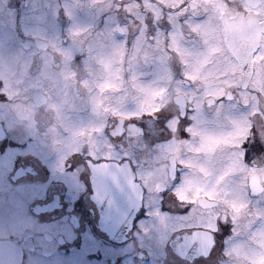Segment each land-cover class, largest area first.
Returning a JSON list of instances; mask_svg holds the SVG:
<instances>
[{"label":"flooded vegetation","instance_id":"1","mask_svg":"<svg viewBox=\"0 0 264 264\" xmlns=\"http://www.w3.org/2000/svg\"><path fill=\"white\" fill-rule=\"evenodd\" d=\"M69 1L76 0H0V62L13 69L17 88L16 99L7 96L0 63V232H7L0 235V264H264V222L256 216L264 207V92L257 100L248 96L252 81L264 79V0L180 4L189 9L182 38L207 49L201 30L209 28L225 61L237 67L239 85L200 93L202 79L187 75L189 63L178 58L171 35L163 39L169 59L153 56L173 80L154 87L146 103L140 102L149 89L139 90L137 80H150L156 64L135 59L140 35L130 33L134 17L127 11L153 16L155 7L173 5L100 0L107 7L94 27L73 33L63 6ZM55 7L56 35L32 29L43 28ZM111 13L118 15L115 38L95 39ZM147 23L143 44L152 48L164 25ZM115 77L126 84L111 85ZM231 105L241 111L239 126ZM128 171L142 202L119 240L103 229L94 196L95 189H117ZM247 208L250 215L243 214ZM170 220L179 224L169 227Z\"/></svg>","mask_w":264,"mask_h":264},{"label":"rangeland","instance_id":"2","mask_svg":"<svg viewBox=\"0 0 264 264\" xmlns=\"http://www.w3.org/2000/svg\"><path fill=\"white\" fill-rule=\"evenodd\" d=\"M98 1L100 0H76V1H69V2L63 3V6L67 7L68 13L73 18L72 19L73 21L72 27H74L73 33H77L78 31H84V30H87L88 28L90 29L94 27V24L96 23V21L99 19L100 16H102L100 13L102 12L104 8L107 7ZM162 1L170 3L171 5H173V8L169 10L168 9L163 10V9L155 7V9L153 10L155 13L153 16H145L144 11L143 12L138 11V10H133L132 12L127 11V14L134 17L133 21L128 20L127 22V26H129L128 29H130V33L136 31L140 35V37L137 38L138 42L136 41V39L131 40L132 43L133 41L137 42L135 44L136 46L135 50L133 48L135 59L137 58L136 57L137 54H139L141 57L144 58V60L146 59V61H152L155 65L156 61H158V58L156 56L154 57L153 54L156 53L158 54V56H160V59L162 61L164 60L166 61L169 58L165 55V52L163 49V39L165 41L166 36L170 37L172 35L173 41L171 43V47L180 53V57L178 56L180 60L183 56L184 59L187 60L189 63V67H188L189 73L187 75L194 77V78L202 79L201 81L202 83L200 82V85H199L200 93H203V94L221 93L223 91L225 92V91H228L229 89H232L234 84L239 85L238 75H236L237 67H235L234 64H229L228 61H225L226 58L224 57V55L221 54L220 48L218 47L219 46L218 43H216V41L212 38V32H209V33L207 32L209 28H207V30L202 28L201 30L204 36L203 39H204V43L206 44L205 46L207 47V49L200 50V46L202 44L198 45V44H191L189 42L187 43L182 38L180 31L184 30V24H186L185 16H186V13L189 11V9L188 8L181 9V7L179 8V5L180 4L182 5L183 3H185L186 0H162ZM46 6L49 7V4L46 3ZM93 7H96L98 11L93 10ZM184 10H186V13ZM88 15H93L92 21L90 20ZM55 16H56V7L52 13L48 14L47 12V15H46L47 19L43 24L44 25L43 28H41V26L40 27L38 26L35 28L33 27L32 29L38 28L40 30H44V32L46 31L48 33H52L53 30L56 28V24H57L55 22ZM117 16H118L117 14H113V13H111L108 17L103 16L104 22L99 27L97 26V30L95 33V37H96L95 39H98V40L110 39L111 40L115 38L112 32V28L118 24ZM136 19H140L139 22ZM189 19L190 21H192L191 18ZM147 20L152 21L153 24H156V25L158 24L164 25V28L161 26V28L156 31V33L159 35L158 44L152 48L143 44L144 39L142 37H144V31L146 27L148 26ZM133 24H135V26ZM137 25H139V27L141 28H136ZM198 25L199 24L192 23L191 26L192 28L194 27L196 28ZM77 27H79V29H76ZM56 33H52V34L56 35ZM198 33L202 34L200 33V31ZM8 60L13 62V59H8ZM25 60H27V57H25ZM98 63L99 65H101L100 61ZM1 64H3V67L5 68L4 74H6V77L5 76L4 77L7 81V84H6L7 85V88H6L7 96L15 98L17 94V88L15 84L13 83L14 78H15L13 69L11 70L10 66L5 67V64H6L5 58H3V61ZM108 67H110V65H108ZM154 67H155V74L154 76H152L150 80H146V81L137 80V83L139 85V90H147V89L150 90V91L149 90L146 91V95H143V98L141 99L140 103H146L148 102L147 100L152 101L151 93L152 91H155L154 87L160 86V88H164V83H166L167 80L173 78V77L171 78L173 73L169 72L168 67L165 66V63L161 64L162 72H160L161 70L160 63L156 64ZM104 71L106 70H104L103 68L98 69V74H97L98 80L102 82H104L103 80ZM47 75L48 73H43L42 75H36V76H39L38 78L39 81H43L47 77ZM53 77L54 79H57L58 75H53ZM98 80H95L94 82L98 84L99 82ZM114 80L115 81L111 82V85H116L118 87L122 83L121 84V87H122L124 84H126L125 82H123V80L120 82L119 78L115 77ZM116 82L117 84H115ZM57 83L59 85L58 90H60L61 82L58 81ZM251 84L253 85V87L250 92L251 94L248 96H250L253 100H257L259 98L258 92H262V93L264 92V79L255 78ZM104 86H105V82L102 84L101 87H104ZM58 90H56L54 87V91H58ZM113 98H114V95L109 96L107 97L106 101L112 102ZM262 103L264 107V101ZM12 105L13 104H11L9 107H11ZM19 107L20 105L17 103L15 104V107L13 106V108L14 109L16 108L17 110L19 109ZM230 109L232 113V119H234V124L237 123V126H239L243 122L241 111H239L233 105L230 106ZM129 110L125 112H128ZM238 119L240 120V124L238 123ZM132 128L133 129L131 131L137 132L139 130L138 128L136 129L135 126H132ZM209 137L213 138V133H210ZM165 144L166 146L169 145L168 143H165ZM239 169H241L240 166H239ZM248 200H249V195H247V192L246 191L244 193L241 192L240 193V203L242 204V206L243 204H246ZM262 201H263L262 199L258 200L257 205L259 204L261 205ZM252 207L253 209H256L254 205H252ZM248 208L244 210L243 214H249ZM257 211L258 212L256 213V216H258L257 218L259 221L258 224H261L262 222H264V207L260 208L258 206ZM22 216L24 218H27L26 215H22ZM22 216H18V219H17L18 222H20V220L23 219ZM251 217H254V216L251 215ZM153 224L154 223H151V221H148L146 226H153ZM167 224L169 227H173L174 225L179 224V222L176 220H170ZM259 232H260L261 237H264V223L260 225ZM0 235L5 236L7 235V232L3 230L0 232ZM255 264H257V262Z\"/></svg>","mask_w":264,"mask_h":264},{"label":"water","instance_id":"3","mask_svg":"<svg viewBox=\"0 0 264 264\" xmlns=\"http://www.w3.org/2000/svg\"><path fill=\"white\" fill-rule=\"evenodd\" d=\"M120 177L123 179L117 189H114L115 185L111 189H95L94 196V199L99 202L104 215L102 221L103 229L107 233L114 231L119 240L130 229L132 220L142 202V190L134 182L132 174L128 171L125 174L121 173ZM2 264L8 263L3 260Z\"/></svg>","mask_w":264,"mask_h":264},{"label":"snow or ice","instance_id":"4","mask_svg":"<svg viewBox=\"0 0 264 264\" xmlns=\"http://www.w3.org/2000/svg\"><path fill=\"white\" fill-rule=\"evenodd\" d=\"M255 148V145L253 146ZM261 151H264V149H260ZM247 152H245V155L247 156ZM139 218V217H137ZM218 230V229H217ZM189 243L195 242V237H192V239L190 241H188Z\"/></svg>","mask_w":264,"mask_h":264}]
</instances>
